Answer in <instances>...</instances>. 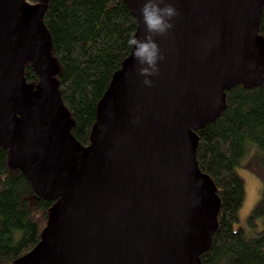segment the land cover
Returning <instances> with one entry per match:
<instances>
[{"label":"water","instance_id":"water-1","mask_svg":"<svg viewBox=\"0 0 264 264\" xmlns=\"http://www.w3.org/2000/svg\"><path fill=\"white\" fill-rule=\"evenodd\" d=\"M136 36L143 0H123ZM264 0H174L146 87L130 55L100 99L89 144L59 102L44 0H0V146L34 193L53 200L39 242L12 264H200L219 199L195 158V130L224 108V90L262 82ZM30 62L40 85L23 79Z\"/></svg>","mask_w":264,"mask_h":264},{"label":"trees","instance_id":"trees-1","mask_svg":"<svg viewBox=\"0 0 264 264\" xmlns=\"http://www.w3.org/2000/svg\"><path fill=\"white\" fill-rule=\"evenodd\" d=\"M44 4L59 102L73 123L71 135L87 146L97 105L132 51L127 40L136 33L137 24L123 0H44ZM257 33L264 38V5ZM23 79L33 90L40 85L29 61ZM224 95V108L215 119L195 130L198 167L211 178L220 203L211 244L200 255V264H264V227L252 239L234 229L244 199L236 168L250 143L264 155V70L260 85L238 84L224 90ZM11 162V149L0 146V264H12L34 248L54 204L38 197ZM262 166L264 174V157ZM256 218H262L264 225V188L249 220Z\"/></svg>","mask_w":264,"mask_h":264},{"label":"clouds","instance_id":"clouds-1","mask_svg":"<svg viewBox=\"0 0 264 264\" xmlns=\"http://www.w3.org/2000/svg\"><path fill=\"white\" fill-rule=\"evenodd\" d=\"M178 15L174 0H143L140 21L144 25V35L141 38L133 34L127 40V45L132 49L137 75L146 87L152 86L150 78L159 74L158 65L164 59L157 38L166 36L173 29Z\"/></svg>","mask_w":264,"mask_h":264},{"label":"rangeland","instance_id":"rangeland-1","mask_svg":"<svg viewBox=\"0 0 264 264\" xmlns=\"http://www.w3.org/2000/svg\"><path fill=\"white\" fill-rule=\"evenodd\" d=\"M263 153L254 144H248L241 166L236 168L244 187V199L237 212L234 229H241L247 239L256 238L263 231V219L249 220L253 208L261 201L264 188Z\"/></svg>","mask_w":264,"mask_h":264}]
</instances>
